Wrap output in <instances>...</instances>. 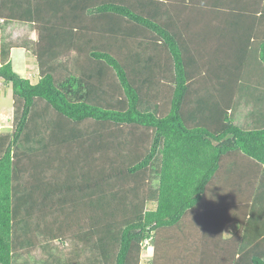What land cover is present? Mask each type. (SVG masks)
Segmentation results:
<instances>
[{
  "label": "trees",
  "instance_id": "1",
  "mask_svg": "<svg viewBox=\"0 0 264 264\" xmlns=\"http://www.w3.org/2000/svg\"><path fill=\"white\" fill-rule=\"evenodd\" d=\"M16 48L33 52L35 83L14 69ZM0 83L14 108L0 155V264H27L35 236L70 245L64 228L105 241L88 248L94 257L76 245L79 264H103L109 232L113 264H142L147 240L145 264H264V224L240 235L250 202L264 201L263 0H0ZM149 85L168 86L166 112L143 98ZM33 122L43 140L21 153ZM157 160L154 209L138 195L120 229H87L95 206L144 185ZM232 219L239 232L225 237Z\"/></svg>",
  "mask_w": 264,
  "mask_h": 264
},
{
  "label": "rangeland",
  "instance_id": "2",
  "mask_svg": "<svg viewBox=\"0 0 264 264\" xmlns=\"http://www.w3.org/2000/svg\"><path fill=\"white\" fill-rule=\"evenodd\" d=\"M37 33L34 32L32 37L34 39L37 38ZM131 46V45H130ZM136 49L138 47H144V43L138 42L134 45ZM132 48H128L125 46V50L122 51L124 56H127L131 53ZM140 55V54H139ZM11 61L14 69L20 73L21 75L28 77L33 83L38 80V66L35 56L32 51H26L24 49L16 48L12 50ZM159 68L161 69L162 66L160 65ZM159 70V69H158ZM168 86H162V89L157 91L156 89H151L152 86L149 85L145 91H143V98L152 96V99L156 102V104H161L162 112H166L168 110L169 103L167 102L169 98V89ZM158 105V106H159ZM164 105V106H163ZM239 111V109H238ZM241 118L244 117L247 122H252L250 115L246 110H242L240 112ZM35 123V124H34ZM40 125L36 122H33L31 125V129L27 130L23 138L19 143L18 151L21 153L29 152L31 150V146L33 144H40L43 140V137H40V133H37L40 130ZM14 128V108H13V92L10 86H4L0 83V155L4 151L5 144L9 140V136ZM61 131V130H60ZM62 131H64L62 129ZM37 142V143H35ZM35 150H39L35 148ZM158 167V160L154 161L151 168H150V179L144 185H141L139 188L138 186H129L123 188L122 190L119 189L118 191L114 190L112 194H109L110 200L106 201L111 204L107 209H105L102 205L95 206L93 212L88 214L87 220L83 219L84 222L89 226L87 229L91 228L92 231L101 230L102 228L108 232L109 228H113L112 231H116L115 229H120L122 227V221L124 219L133 218L135 213V209L138 208V195H143L147 200L145 202L144 208L146 209H154L156 207L155 203L152 201V196L150 194H155L157 189V177L155 175V169ZM101 197H97L101 199ZM150 197V198H149ZM260 202V201H259ZM252 207L255 209L257 208L260 203H253L250 202ZM86 214V213H85ZM84 214V216H85ZM91 224V225H90ZM93 226V227H92ZM233 226V225H232ZM68 228V227H67ZM63 231L69 230L70 233V240L72 243L69 245L70 241H66L64 243L54 241L50 239L49 236L44 235L41 239L37 236L34 238V245L28 247L30 251H33V254L30 259L28 260L27 264H41L40 259L44 256V252L48 254L45 259L50 262V264H71V263H80V259L78 257V253L74 249L76 245L82 246V253L81 256L83 257H94L95 254L98 252L97 249L90 251L88 248L91 245H101V243H105L99 240H96L93 243L86 242L82 243L81 237L78 235L79 230H74L71 228H64ZM93 232V233H94ZM104 234V233H103ZM109 234L106 239L105 247H102L103 250V264H113L114 258V251L111 249V240L113 239L110 237L112 236V232L107 233ZM66 238V237H65ZM78 241V242H77ZM89 241V240H88ZM43 249V253H39V250ZM154 251V244L151 240H147L143 244V252H142V264H145L152 256ZM16 264V263H14ZM17 264H25L21 261H18Z\"/></svg>",
  "mask_w": 264,
  "mask_h": 264
},
{
  "label": "crops",
  "instance_id": "3",
  "mask_svg": "<svg viewBox=\"0 0 264 264\" xmlns=\"http://www.w3.org/2000/svg\"><path fill=\"white\" fill-rule=\"evenodd\" d=\"M186 1L187 0H183V3H185ZM196 1H197V5L206 4V3L214 4V2H215V0H208V1L194 0V2H196ZM263 8H264V0H263ZM209 18H211V16H209ZM220 181L221 182L224 181V178L222 179V177H221ZM221 192H224V190H221ZM258 205L259 206L255 209L253 207L251 208V213L248 214V216L246 217V219L244 221L243 234H240L241 237L243 238V241H244V239H247L246 237H249L252 235L254 236L256 234L255 231L258 228L263 227V224H264V201L261 199L260 204H258ZM239 229H240L239 223L237 221H234V219H232V221H230L226 225V227L224 228V236L230 237L233 234H235L236 232H239Z\"/></svg>",
  "mask_w": 264,
  "mask_h": 264
},
{
  "label": "bare ground",
  "instance_id": "4",
  "mask_svg": "<svg viewBox=\"0 0 264 264\" xmlns=\"http://www.w3.org/2000/svg\"><path fill=\"white\" fill-rule=\"evenodd\" d=\"M35 124V123H34Z\"/></svg>",
  "mask_w": 264,
  "mask_h": 264
}]
</instances>
